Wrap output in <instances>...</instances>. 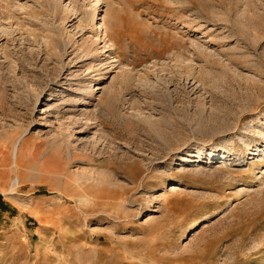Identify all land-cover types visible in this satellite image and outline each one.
Wrapping results in <instances>:
<instances>
[{"label": "rangeland", "instance_id": "obj_1", "mask_svg": "<svg viewBox=\"0 0 264 264\" xmlns=\"http://www.w3.org/2000/svg\"><path fill=\"white\" fill-rule=\"evenodd\" d=\"M0 196V264H264V0H0Z\"/></svg>", "mask_w": 264, "mask_h": 264}, {"label": "bare ground", "instance_id": "obj_2", "mask_svg": "<svg viewBox=\"0 0 264 264\" xmlns=\"http://www.w3.org/2000/svg\"><path fill=\"white\" fill-rule=\"evenodd\" d=\"M97 14V13H96ZM95 14V16H96ZM97 20V19H96ZM91 91V90H90ZM90 94L92 95V93L90 92ZM19 142L20 140H17L16 143L14 144V147H13V154H14V159L15 161L18 159L16 156L18 155V147H19ZM17 164V162L15 163ZM17 184V181L14 182V186H13V189L15 187V185ZM176 186V185H175ZM174 192V191H173Z\"/></svg>", "mask_w": 264, "mask_h": 264}, {"label": "crops", "instance_id": "obj_3", "mask_svg": "<svg viewBox=\"0 0 264 264\" xmlns=\"http://www.w3.org/2000/svg\"><path fill=\"white\" fill-rule=\"evenodd\" d=\"M1 197V196H0Z\"/></svg>", "mask_w": 264, "mask_h": 264}]
</instances>
